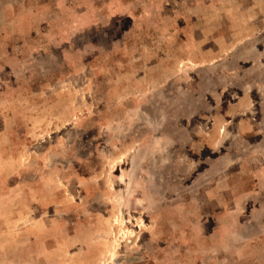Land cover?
Segmentation results:
<instances>
[{"label":"rangeland","instance_id":"obj_1","mask_svg":"<svg viewBox=\"0 0 264 264\" xmlns=\"http://www.w3.org/2000/svg\"><path fill=\"white\" fill-rule=\"evenodd\" d=\"M0 264H264V0H0Z\"/></svg>","mask_w":264,"mask_h":264}]
</instances>
